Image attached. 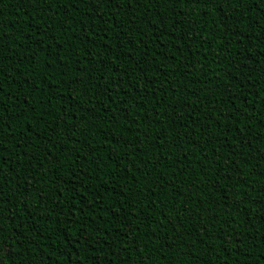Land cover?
<instances>
[{
    "label": "trees",
    "instance_id": "1",
    "mask_svg": "<svg viewBox=\"0 0 264 264\" xmlns=\"http://www.w3.org/2000/svg\"><path fill=\"white\" fill-rule=\"evenodd\" d=\"M0 264H264V0H0Z\"/></svg>",
    "mask_w": 264,
    "mask_h": 264
}]
</instances>
